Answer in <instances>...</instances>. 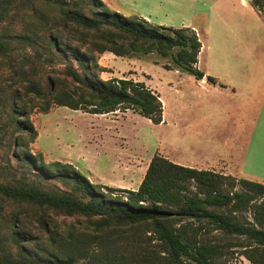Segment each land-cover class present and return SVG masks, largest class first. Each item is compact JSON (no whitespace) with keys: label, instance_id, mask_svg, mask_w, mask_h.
<instances>
[{"label":"trees","instance_id":"trees-1","mask_svg":"<svg viewBox=\"0 0 264 264\" xmlns=\"http://www.w3.org/2000/svg\"><path fill=\"white\" fill-rule=\"evenodd\" d=\"M251 5L263 13L264 0ZM201 48L192 29L126 17L102 0H0V264H230L239 256L264 264L263 184L155 154L139 188L123 190L31 149V116L54 107L131 110L162 124L160 97L144 82L101 79L100 55L157 54L215 84L197 67ZM52 215L82 218L85 230L62 235ZM32 223L49 235L48 248L28 231ZM58 237L65 260L50 251Z\"/></svg>","mask_w":264,"mask_h":264},{"label":"rangeland","instance_id":"rangeland-1","mask_svg":"<svg viewBox=\"0 0 264 264\" xmlns=\"http://www.w3.org/2000/svg\"><path fill=\"white\" fill-rule=\"evenodd\" d=\"M102 2L111 12L126 17L143 18L148 15L155 25L173 27L172 25L185 21L188 13L187 2L190 1L102 0ZM20 27L22 23L16 22V28ZM99 64L105 68V72L101 73L103 80L126 78L144 82L159 97L162 95L166 102L164 113L167 124L164 121L160 125H154L149 119L131 110L109 115H91L66 107H54L48 114L34 113L31 120L38 131V138L31 145V149L34 154H42L46 163L72 164L96 185L137 190L155 154L162 155L163 152L186 165L190 163L199 165L204 156L214 160L217 153L227 152V145L230 147L234 140L230 142L231 139H227L226 136H231L229 132L231 128L240 125L242 133L238 142L240 144L247 142L257 106L250 99L251 102L243 107L242 94L238 99L240 104L237 105H231L225 96L222 99L211 96V100H201L195 105L191 102V106L186 107L184 116L180 118L177 115L180 110L177 109L175 102L176 89L186 87L185 90H188V86L190 89L194 78L186 71L176 68L171 58H162L157 54L118 57L106 52L99 56ZM261 78L264 79V76ZM262 82L264 83V80ZM254 94L256 100H260V92ZM220 127L227 129H222L224 132L220 133L218 131ZM10 160L15 169L24 171L16 164L12 155ZM31 179H34L33 174ZM49 182L64 191H70L59 182ZM52 219L59 222L58 232L62 235L69 226H74L79 233L85 230L86 225L83 224L82 218L53 216ZM28 231L35 237H41L40 244L43 245L41 248H48L51 244L47 240L49 235L40 231L36 223L29 225ZM55 244L50 250L52 254L60 260L67 259L64 249L59 247L62 239L56 238ZM34 247L35 245L31 244V248ZM244 259L239 256L230 264H240ZM77 260L78 264L89 262L88 259Z\"/></svg>","mask_w":264,"mask_h":264},{"label":"crops","instance_id":"crops-1","mask_svg":"<svg viewBox=\"0 0 264 264\" xmlns=\"http://www.w3.org/2000/svg\"><path fill=\"white\" fill-rule=\"evenodd\" d=\"M186 1L190 2H187L185 21L172 26L196 32L202 45L197 67L206 77L214 78L216 83H209L206 78L197 80L191 75L194 80L190 89L189 86L188 90H185L186 87L176 89L175 102L180 110L177 115L181 118L191 102L195 105L201 100H211V96L221 99L225 96L231 105H237L242 94L243 107L253 100L257 108L247 142H238L242 133L241 125L231 128V136L226 138L234 142L230 147L226 142L227 152L217 153L214 160L204 156L199 165H186L161 153L170 161L185 167L213 171L264 185V79L261 78L264 76V11L260 14L247 0ZM143 18L153 24L148 15ZM255 92H260V100H256ZM160 100L164 109L166 102L162 95ZM164 112L163 122L167 124ZM222 129L227 128L220 127L218 131L224 132ZM240 264L252 263L244 259Z\"/></svg>","mask_w":264,"mask_h":264},{"label":"water","instance_id":"water-1","mask_svg":"<svg viewBox=\"0 0 264 264\" xmlns=\"http://www.w3.org/2000/svg\"><path fill=\"white\" fill-rule=\"evenodd\" d=\"M248 2H252L253 0H247Z\"/></svg>","mask_w":264,"mask_h":264}]
</instances>
